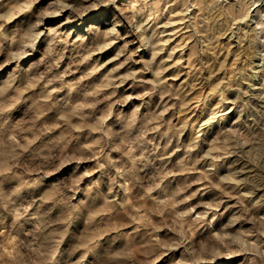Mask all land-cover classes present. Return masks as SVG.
<instances>
[{"label":"clouds","instance_id":"9594fccd","mask_svg":"<svg viewBox=\"0 0 264 264\" xmlns=\"http://www.w3.org/2000/svg\"><path fill=\"white\" fill-rule=\"evenodd\" d=\"M116 2L9 0V3L0 5V56L5 57L0 62V72L11 66L4 83L0 84V219L9 225L7 233L0 232V264H217V261L242 256L246 264H264V217L251 218L252 223L258 225L251 231L235 234L213 231L207 243L196 244L194 233L205 224L211 227L208 217L213 212H220L224 200L217 197L177 211L201 190L184 195L191 187L189 183L171 193L161 188L169 177L199 172L195 165L207 161L195 183L208 189L215 188L222 196L236 199L237 205L229 207H241L243 213L239 218H247L250 209L243 206V198L253 193L241 192L234 197L233 192L245 185L256 187L257 179L264 180V128L249 136L233 132L227 140H213L203 155L196 152L200 138L207 139L211 132L209 126L225 123L233 111L226 105H234L235 101L225 95L231 84L221 82L215 85L211 93H202L191 107L184 102L182 110L186 108L189 112L200 107L202 102H206V106L199 120L195 123L185 121L177 128L164 120L168 105L150 115H143V104L128 107L130 102L144 100L167 83L161 79L166 71L163 64L154 72V80L138 81L139 72L130 71L123 77H106L103 88H89L80 86L103 65L76 81H66L65 77L72 74L71 68L50 78H46L48 72L40 73V66L52 55L50 50L39 63H21L33 55L39 56L43 41L63 36L62 29L66 25L83 22L88 14L114 6ZM166 2L136 0L131 8L120 9L122 14L132 13L126 19L133 24L141 48L152 49L151 60L146 61L145 68L140 71H152L151 65L167 43L159 40L160 34L156 32L150 37L144 34L163 15L160 5ZM172 2L183 3L185 13L190 7L205 11L211 8L216 13L213 19L224 34L232 33L241 44L248 41L245 51L250 58L259 59L264 70V0H235L232 4L229 0H211L210 5L206 0ZM13 5L17 10H13ZM144 13L147 15L143 16V22L136 23L135 17ZM49 20L55 23L49 24ZM118 25L119 20H114L110 27L87 23L84 31L105 37L106 43L100 49L103 51L120 39ZM153 39L158 42L152 44ZM54 42L58 40L54 39ZM126 50L127 45L124 46ZM133 55L135 53L128 54L125 63ZM54 66L49 65V70ZM33 69L39 74H33ZM117 80L120 84L116 83ZM129 80L150 84L152 88L119 99L114 91L101 94L105 88H116ZM57 83L58 87H52ZM65 89L66 98H54L53 94ZM160 95L163 98L171 93L162 90ZM259 99L264 100V96ZM85 109L89 111L85 112ZM17 113H21L22 118L18 119ZM46 115L50 123H45L43 117ZM162 128L163 134L170 139L190 130L192 140L184 146L186 155L179 161L180 170L157 168L145 187L137 170L154 163L152 153L147 149L151 143L149 136ZM46 133H52V137H48L52 145L40 149L37 141ZM193 153L196 158L190 160ZM229 156L240 157L246 162L245 166L229 165L227 174L219 175L217 169L224 167L220 162ZM65 169L68 172L60 176ZM245 172L252 175L241 178ZM53 176L57 179L53 180ZM228 185L235 187L229 191ZM117 186L125 194L122 205L119 199H109ZM134 186L144 188V196L137 202L150 200L153 206L143 213L140 210L130 213L125 219L117 206L127 209L128 196ZM157 189L162 191L163 198L153 196ZM261 201H257V205ZM197 208L204 211L196 212ZM153 214L159 216V221L150 219ZM161 228H169L175 235L163 241L156 234ZM144 234L147 242H141L139 248L134 247L133 235ZM177 252L179 255H173Z\"/></svg>","mask_w":264,"mask_h":264},{"label":"rangeland","instance_id":"374dc122","mask_svg":"<svg viewBox=\"0 0 264 264\" xmlns=\"http://www.w3.org/2000/svg\"><path fill=\"white\" fill-rule=\"evenodd\" d=\"M234 2L235 0H229V4ZM7 3H9V0H0V5ZM135 3L136 0H117L114 6L109 5L88 14L83 22L66 25L62 29L63 36L59 38L50 37L43 41L39 56L33 55L27 60L21 61V63H39L40 59L50 50L52 55L45 64L40 66V73L48 72L46 78H50L52 75H59L71 68L72 74L65 77L66 81H76L98 65H103L98 72L85 80L80 86L84 87L86 85L89 88H103L106 77H123L130 71L139 72L138 81L154 80V72L163 64L166 71L161 79L166 80L167 83L161 85L153 95L145 97L144 100L130 102L128 107L131 109L137 104H143V115H150L163 110L164 106L168 105L169 110L165 113L164 120L176 125L177 128L185 121L195 123L199 120L201 111L206 106V102H202L200 107L193 108L189 112L186 108L182 110L184 102H187L188 106L191 107V103L200 98L202 93H211L215 85L227 82L231 84V88L225 92V95L230 100L235 101V104H228L226 108H232L233 111L226 118L225 123L209 126L212 130L208 133L207 139L200 138V147L197 148L196 152L203 155L211 147L213 140L217 138L227 140L229 134L233 132L243 133L245 136L260 132L264 128V100L259 99L260 96H264V70L260 67L259 59L250 58L249 53L245 51L248 49L249 42L245 41L241 44L232 33L224 34V30L220 25L215 23L213 17L216 13L211 8L205 11L201 8L190 7L185 13L183 3L177 4L172 0H167L165 4L160 5V11L163 12V15L159 16L157 22L144 33L145 36L150 37L153 32H156L160 34L159 40L167 41V43L162 46L163 50L159 51L155 62L151 65L152 71H140L145 68V62L151 60L152 49L141 48V41L133 24L129 19H126V16L130 17L132 13L122 14L120 11V9L131 8ZM206 3L210 5L211 0H206ZM223 7L227 8L228 5H223ZM13 10H17L16 5H13ZM144 15H147V13L137 15L135 17L136 23H142ZM23 18L21 17V19ZM114 20H119L117 30L120 32V39L101 51V47L106 43L105 37L100 34L86 33L84 25L93 23L110 27ZM48 23L54 24L55 21L49 20ZM193 24H195V27ZM8 27L10 28L11 24ZM54 39L58 42H54ZM157 42V39L151 41L152 44ZM125 45H127L126 52L124 51ZM181 45L183 47H180ZM122 52L123 54H121ZM130 53H135V55L125 63ZM4 58V56H0V62ZM177 61L181 63H175ZM51 64L56 66L51 67L49 70ZM122 64L123 67H120ZM10 67L0 72V84L4 83ZM33 74L39 73L36 69H33ZM116 83L120 84V81L117 80ZM58 86V83L52 85V87ZM221 87L223 88L224 85H221ZM151 88L152 85L150 84L129 80L119 87L105 88L101 94L106 95L114 91L116 98L119 99L129 94L135 95L139 92L148 91ZM237 89L240 91H237ZM162 90L170 91L171 95L161 98L160 93ZM241 93H247V95L242 96ZM53 95L55 99L66 98L67 89L62 93ZM74 95L76 94L74 93ZM88 111V109H85V112ZM17 118H22V114L17 113ZM43 119L45 123L51 122L47 115ZM163 133L164 129L162 128L159 132L150 134L149 140L151 143L147 145V149L152 153L154 163L148 165L147 168L137 170L140 178L145 181V187L148 186V181L157 168L166 167L173 171H179V161L183 160L186 155L184 146L192 140L190 130L186 131L184 135L172 139ZM48 137H52V133L41 135L37 141L40 149H48L52 145V140H49ZM53 139L56 138L53 137ZM178 146L180 147L179 151H177ZM33 147H36V145ZM195 158L196 153H193L190 160ZM206 163L207 161H204L195 165L199 172H186L183 175L169 177L161 185V188L168 193L186 183L191 184V187L187 189L184 195H191L197 192L198 189L201 190L194 199L180 205L177 211H184L201 203V201H213L217 197L224 200V203L220 206V212H213L208 217L211 227L209 228L205 224L204 228L194 233V243H207L213 231L235 234L236 232L251 231L258 227V225L252 223L251 218L264 217V201H261V198L264 197V180L257 179L255 181L256 187L245 185L233 192L234 197L241 192L253 193V195L243 198V206L250 209V212L247 213V218L240 219L243 209L241 207H229L230 205H237L236 199L222 196L215 188L208 189L203 184L195 183L199 180L200 172L204 171ZM220 163L224 167L218 168L217 173L226 175L229 165L234 164L237 168H243L246 162H242L238 156H229ZM67 172L68 169H65L59 175L64 176ZM251 175V172H245L241 178ZM211 178L215 182V176ZM52 179H57V176H53ZM119 183L120 181H118V185ZM206 183L207 181H205ZM226 187L231 191L235 186L228 185ZM143 196L144 188L132 187L128 196L130 203L127 209L117 206V210L127 219L130 213H135L137 210L143 213L145 210L152 208L153 202L150 200L143 201V203L137 202ZM153 196L163 198V193L160 189H157L153 192ZM113 198L119 199L122 205L125 198L123 189L117 186L113 196L109 197V199ZM179 198L182 199L183 197ZM257 201H261V203L257 205ZM254 205L256 206L254 207ZM101 211H104V209H101ZM202 211H204L203 208L196 209V212ZM213 217H215L214 220ZM150 219L155 222L159 221L160 218L153 214ZM8 231L9 225L6 221L0 219V232L7 233ZM156 234L163 241H167L170 236L175 235L169 228H161ZM250 239H256V237H250ZM141 242H147L146 234L133 235L134 247L139 248ZM173 255H179V252ZM242 261L246 264V259L243 256L233 258L230 261H217V264H242Z\"/></svg>","mask_w":264,"mask_h":264},{"label":"bare ground","instance_id":"6f19581e","mask_svg":"<svg viewBox=\"0 0 264 264\" xmlns=\"http://www.w3.org/2000/svg\"><path fill=\"white\" fill-rule=\"evenodd\" d=\"M143 51V50H142Z\"/></svg>","mask_w":264,"mask_h":264}]
</instances>
